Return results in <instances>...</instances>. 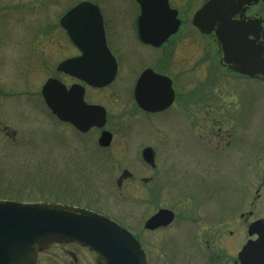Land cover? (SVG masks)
I'll list each match as a JSON object with an SVG mask.
<instances>
[{
    "label": "flooded vegetation",
    "instance_id": "obj_1",
    "mask_svg": "<svg viewBox=\"0 0 264 264\" xmlns=\"http://www.w3.org/2000/svg\"><path fill=\"white\" fill-rule=\"evenodd\" d=\"M89 3L98 9L104 45L116 64L112 82L98 88L58 70L60 63L74 58L79 59L76 68L80 70L92 71L98 67L101 49L99 24L90 8H87V14L82 16L83 22L78 25L77 44L71 41L60 25V18L70 8L60 15L57 26L47 24L48 27L44 8L41 17L35 21L42 22L43 32H28L27 49L16 51L11 47L14 39L11 30L22 23L35 29L34 20L29 19L32 16L23 14H35L41 8L33 1L19 3L0 0V98H31L34 95L27 89L16 92L3 84L2 78L7 77V72L47 70L49 74L46 80L56 79L67 89L73 85L81 86L84 102L102 106L106 115L102 128L92 127L86 132L59 121L46 106L51 118L74 129L79 135L97 131V144L102 131H107L110 133L109 147L115 138L114 132L108 128L111 116L104 105L90 102L88 98L116 85L112 97L116 101L123 94L124 109L114 118L124 120L126 132L135 130L139 120L143 129L151 131L146 134L154 135L155 146L144 145L140 152L143 166L150 170L158 165L176 167L193 163L194 143L190 141L204 142L203 151L210 153L207 144H210L213 134L211 119L218 116L215 137L220 145L219 158L224 167L231 161L239 179V183L235 181L236 186L239 185L232 189V194L225 191L226 181L222 180L220 206L189 205L177 210L163 208L159 207L157 201L164 181L161 178L156 181L155 175L143 177V204L155 205V211L142 222V234L145 236L141 237L140 234L138 237L129 227L113 221L139 242L144 253L142 264H242L239 258L242 248L248 241L258 238L256 233L249 234L250 228L258 224L264 229V173L260 175V169L264 170V74H242L235 71L232 64L225 62L222 46L215 37L218 24L214 25L212 31L204 33L192 23L193 15L199 8L188 16L178 5L168 2L169 7L177 11V30L165 36L174 28V22L169 16L157 14L148 22L143 20V32L148 38L145 40L140 37L141 9L138 2H131V10L121 17L116 15V6L103 2ZM257 4L243 5L231 19L244 22L257 20L256 37L250 35L248 39L264 48V16L255 10ZM155 11L160 12L161 7L156 5ZM19 13L22 14L20 19L16 16ZM116 21L121 24L118 29L121 36L117 35ZM6 26L8 28L3 30L2 27ZM54 27L60 31H51ZM56 33L58 40H48L46 46V34L50 39V35ZM142 75L140 98L143 106L137 103L135 97V87ZM158 106L161 108L156 109ZM179 119L184 127H176ZM119 125H122L121 122ZM146 148L151 150L150 162L142 155ZM239 160L243 162L238 164ZM123 175L131 176L126 172ZM203 194L209 198V191H203ZM160 209L170 210L172 221L154 229L145 228L146 221ZM174 225L179 229L176 234L164 236ZM228 236L234 244L229 252ZM33 264H101V257L77 241L52 240L47 248L37 251Z\"/></svg>",
    "mask_w": 264,
    "mask_h": 264
},
{
    "label": "rangeland",
    "instance_id": "obj_2",
    "mask_svg": "<svg viewBox=\"0 0 264 264\" xmlns=\"http://www.w3.org/2000/svg\"><path fill=\"white\" fill-rule=\"evenodd\" d=\"M1 1L19 3L33 1L41 8V11L35 14L27 12L23 14L26 17L32 16L29 19L34 20L35 29L26 27L24 26L26 24L22 23L15 25L11 30L14 38L11 47L16 51H22L28 47V32L31 30L43 32L42 22L35 21L36 18L41 17L44 8H46V27L57 26L60 15L81 0ZM88 1L116 6V15L119 17L128 14V10H131V2H136L135 0ZM204 1L169 0L178 5L183 14L188 16H191ZM255 10L264 16V0H258ZM20 15L22 14L16 16L20 19ZM114 23L117 35L121 36L118 30L121 24L118 21ZM38 24L40 27L37 28ZM7 28V26L2 27L3 30ZM50 30L60 31L55 27ZM57 35V33L52 34L48 39L46 34V46L48 40H58ZM26 73H28L27 77ZM48 74L47 70L13 71L7 72V77L2 76V82L8 88L11 87L17 90L16 92L27 89L34 95L31 98H0V199H18L26 202L39 200L79 206L109 217L129 227L136 236L139 237L141 234V237H144L142 222L148 214L155 211V205L144 206L142 201L144 183L141 178L153 175L156 181L161 178L164 182L157 203L159 207L174 210L189 205L220 206L222 180L226 181L225 191L229 195L232 194V189L238 187L236 168L230 160L228 166H222L219 158L220 145L215 137L218 116L211 119L210 127L213 134L209 140L210 144H207L210 153L203 151L204 142L190 141L194 143L192 148L194 157L191 158L193 163L176 167L158 165L156 169L150 170L143 166L140 152L144 145L155 146L154 135L146 134L151 131L143 129L139 120L135 121V130L126 132L124 120L114 118L124 109L123 94L116 101L112 97L113 90L117 89L116 85L89 95L88 98L90 102L104 105L111 116L108 128L114 132L115 138L109 147L101 148L97 144L99 135L97 131L92 130L85 135H79L74 129L51 118L40 96L41 87ZM120 122L122 125H119ZM176 127H184L183 121L179 119ZM138 133L141 134L137 135ZM241 162L243 161L238 164ZM125 172L131 176H124ZM262 173L264 170L261 168L260 175ZM203 191H209V198L204 196ZM178 230V226L174 225L164 233V236L176 234ZM229 241L228 252L234 245L228 236L227 244Z\"/></svg>",
    "mask_w": 264,
    "mask_h": 264
},
{
    "label": "water",
    "instance_id": "obj_3",
    "mask_svg": "<svg viewBox=\"0 0 264 264\" xmlns=\"http://www.w3.org/2000/svg\"><path fill=\"white\" fill-rule=\"evenodd\" d=\"M60 18V25L66 30L71 41L79 40L78 25L87 8L92 10L99 24L100 52L98 67L94 70L76 68L79 59L63 61L58 70L86 81L94 87H105L115 77L116 64L103 41L101 17L91 1L81 0ZM141 9L139 19L140 37L147 40L143 32V20L155 15L169 16L174 28L166 33L175 32L179 26L177 11L170 8L168 0H136ZM258 0H207L193 15L192 23L201 32L213 30L222 46L224 60L233 65L235 71L252 75L264 74V48L249 40L257 33V20L248 22L232 20L243 5L257 3ZM156 5L161 11H155ZM244 8H242L243 10ZM164 36V37H165ZM84 58V57H83ZM105 62V64L103 63ZM142 75L135 87V97L143 106L140 98ZM41 96L51 113L59 120L71 124L80 132L92 127L105 125V109L100 105L86 104L83 89L73 85L67 89L56 79H48L41 87ZM157 107L156 109H160ZM151 109V108H148ZM98 144L107 147L110 133L102 131ZM143 158L152 160L151 150L142 152ZM172 221V212L160 209L145 223V228L154 229ZM256 233L255 241H248L239 253L242 264H264V229L254 224L249 234ZM71 239L93 249L101 257V264H142L143 251L139 242L126 229L110 218L79 207L48 202H20L0 199V264H33L37 251L47 248L52 240Z\"/></svg>",
    "mask_w": 264,
    "mask_h": 264
},
{
    "label": "trees",
    "instance_id": "obj_4",
    "mask_svg": "<svg viewBox=\"0 0 264 264\" xmlns=\"http://www.w3.org/2000/svg\"><path fill=\"white\" fill-rule=\"evenodd\" d=\"M5 200H16V201L26 202L24 200H18V199H5ZM29 202H31V201H29ZM34 202H39V200H36ZM42 202H45V201H42Z\"/></svg>",
    "mask_w": 264,
    "mask_h": 264
}]
</instances>
